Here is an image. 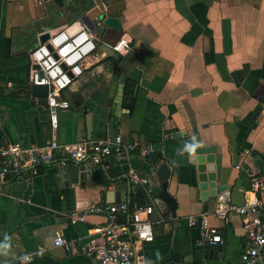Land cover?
Here are the masks:
<instances>
[{"label": "crops", "instance_id": "crops-1", "mask_svg": "<svg viewBox=\"0 0 264 264\" xmlns=\"http://www.w3.org/2000/svg\"><path fill=\"white\" fill-rule=\"evenodd\" d=\"M58 1L0 0V147L42 148L51 139L65 146L118 135L136 148L107 159L109 170L94 166L81 185L56 163L35 176L0 178V244L10 245L0 249V264H26L25 255L31 257L27 264H97L53 241L60 235L74 248L89 240L108 246L99 230L106 208L118 203L153 209V239L137 247L135 264H240L246 243L240 216L231 215L226 225L210 217L224 241L219 248L199 247L198 229L187 227L185 217L210 213L219 195L237 206L252 201L250 177L264 178V0H100L119 29L93 34L96 50L61 92L69 107L57 112L52 129L46 105L30 93L34 66L28 54L58 30L82 28L65 0ZM119 39L129 48L113 54L109 47ZM178 135L215 149L216 184L226 189L204 205L193 165L169 167L167 191L176 203L170 216L155 205V169L173 158ZM148 145L162 157L154 166L148 164ZM130 173L148 184L132 185ZM90 204L102 212L71 224V214ZM259 254L264 264V246Z\"/></svg>", "mask_w": 264, "mask_h": 264}, {"label": "built area", "instance_id": "built-area-1", "mask_svg": "<svg viewBox=\"0 0 264 264\" xmlns=\"http://www.w3.org/2000/svg\"><path fill=\"white\" fill-rule=\"evenodd\" d=\"M109 48L113 54H117L129 47L126 41L119 39ZM95 50V39L84 28L74 33L58 30L44 43L30 50L28 57L37 69L30 70L28 85L46 87V107L52 129L55 128L57 112L69 107L68 101L61 98V92L81 75L85 59L93 55ZM6 86L9 87L10 84L7 83ZM135 148L136 145L133 143L123 144L118 135L95 141L82 140L65 146H60L51 139L42 148L21 149L17 144H9L0 147V178L14 180L25 173L35 176L40 167L53 163L61 168L70 163H86L92 167L101 165L104 170H109L107 159L126 157ZM151 150V146L148 145L146 154ZM235 169L239 167L235 166ZM245 172L248 173L247 170ZM128 180L132 185L148 184L146 178L135 173H130ZM248 194L252 196V201L246 199L239 206L234 205L228 196L219 195L210 213L203 212L185 217L187 227L198 229L199 247L219 248L224 245L217 227L211 224L210 217L226 225L231 215H238L242 218L241 228L246 238L239 256L240 264H263L259 251L264 246V178L250 177ZM102 210L100 206L90 204L81 213L71 214L70 223L74 224L86 214L100 213ZM106 212V223L99 233L108 239L110 242L108 246H98L94 241L89 240L74 248L60 235L55 237L53 245L67 253L91 256L97 264H135L137 247L153 239L152 222L149 220L153 209L138 205L129 207L125 203H118L109 205ZM120 218H125V222H118Z\"/></svg>", "mask_w": 264, "mask_h": 264}, {"label": "water", "instance_id": "water-1", "mask_svg": "<svg viewBox=\"0 0 264 264\" xmlns=\"http://www.w3.org/2000/svg\"><path fill=\"white\" fill-rule=\"evenodd\" d=\"M50 2L54 5H59L58 0H50ZM64 3V7L71 18L78 21L82 28L92 35L106 28L119 29L118 21L105 14L100 0H65ZM119 61L120 57L115 56L112 61L113 67L116 68ZM34 69H37V66H34ZM30 93L32 96L39 98L47 106L46 87L31 85ZM106 130L107 135H110L111 125H107ZM177 138L178 141H176L173 158L161 162L155 169L156 178L160 182V193L155 195L158 203L155 205L156 207L163 205L170 216H174L176 203L167 191L166 180L169 176V167L188 165L189 163L193 165L197 198L204 205L207 204L209 199H215L221 191L226 189L225 185L216 184L220 168L219 157L214 155L215 149L200 145L197 137L183 138L181 135H178ZM93 167L86 163H70L63 167V171L72 183L79 180V184L81 185L89 177V173Z\"/></svg>", "mask_w": 264, "mask_h": 264}, {"label": "trees", "instance_id": "trees-1", "mask_svg": "<svg viewBox=\"0 0 264 264\" xmlns=\"http://www.w3.org/2000/svg\"><path fill=\"white\" fill-rule=\"evenodd\" d=\"M129 85H131V83L126 82V86H125L126 90L129 87ZM161 160H162V157H161V155L158 152L150 153L148 155V164L151 165V166L156 165ZM141 195H142V193L140 191L136 192V194H135L136 201H138V199L140 198ZM133 205H138V204H131L130 203L128 206L131 207ZM138 206H141V205H138Z\"/></svg>", "mask_w": 264, "mask_h": 264}, {"label": "clouds", "instance_id": "clouds-1", "mask_svg": "<svg viewBox=\"0 0 264 264\" xmlns=\"http://www.w3.org/2000/svg\"><path fill=\"white\" fill-rule=\"evenodd\" d=\"M9 247H10L9 244H0V249H7V248H9ZM5 255H6V253H5ZM23 259H24V261H25L26 264H27V262L31 259V257L28 256V255H25V256L23 257Z\"/></svg>", "mask_w": 264, "mask_h": 264}]
</instances>
